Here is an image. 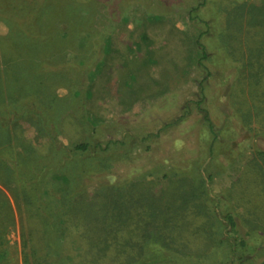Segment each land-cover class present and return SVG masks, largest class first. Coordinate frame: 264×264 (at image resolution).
<instances>
[{
  "label": "rangeland",
  "instance_id": "374dc122",
  "mask_svg": "<svg viewBox=\"0 0 264 264\" xmlns=\"http://www.w3.org/2000/svg\"><path fill=\"white\" fill-rule=\"evenodd\" d=\"M99 258L264 264V0H0V264Z\"/></svg>",
  "mask_w": 264,
  "mask_h": 264
},
{
  "label": "trees",
  "instance_id": "16d2710c",
  "mask_svg": "<svg viewBox=\"0 0 264 264\" xmlns=\"http://www.w3.org/2000/svg\"><path fill=\"white\" fill-rule=\"evenodd\" d=\"M232 37L233 36H231V38ZM178 192L179 190H177L176 196L177 194H179ZM145 195L150 197L146 200L149 202L146 204V206L141 205L139 208L147 211L149 209V205L153 203L155 209L153 211V215H151L150 212L146 215L142 212H139L138 211L139 208L137 207L138 223H142L144 226V223L152 224L156 220H161L164 218V227H163V231L161 234L164 237L165 246L169 247L170 249L182 255L191 254V253H199L205 250L206 248L208 249L210 247V245L212 244L210 232L207 230L206 226L203 225V223H200V224H197V222L194 223L193 221L194 219L192 218L193 216L194 218H196L198 215L197 213H199L200 211L198 210L197 212L188 211V210L186 211L185 209L187 208V205L171 204V203H169V205H172V206H170L168 210H165L161 207V204L159 203L158 200H154L153 197H151L148 194H145ZM181 195L182 194L180 193L178 197H180ZM256 207L257 209L260 208L258 206ZM82 211L84 213V217H86L87 219L89 217L90 218L92 217L93 219L97 220L96 222L99 223V225L102 224L100 218L98 217L99 214L93 213V212L91 213L89 208L88 209L85 208L81 210V212ZM228 224L231 227L235 225L233 219L231 218L229 219ZM138 229L147 230V226L144 229L141 227H139ZM101 230H102V227H101ZM199 233H201L200 236H199ZM185 235L189 236L187 240L183 238ZM197 235L198 237L201 238V240H198V238L194 239L197 237ZM87 244L85 247V254H95V255L98 254L99 257L101 258H103V254L106 253L105 249L109 247L107 245L106 239L101 237V235L98 238L97 242L92 241V243H90L88 241ZM102 260L103 259L99 258L96 262L100 264L102 263ZM82 263H88V261L84 260Z\"/></svg>",
  "mask_w": 264,
  "mask_h": 264
}]
</instances>
